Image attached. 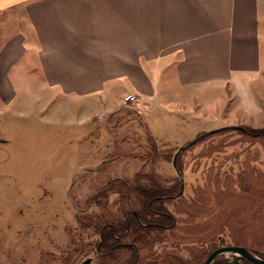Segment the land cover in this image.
<instances>
[{
    "label": "rangeland",
    "instance_id": "obj_1",
    "mask_svg": "<svg viewBox=\"0 0 264 264\" xmlns=\"http://www.w3.org/2000/svg\"><path fill=\"white\" fill-rule=\"evenodd\" d=\"M233 108L180 116L163 141L131 131L123 99L106 126L0 116V264H203L220 246L264 257V113Z\"/></svg>",
    "mask_w": 264,
    "mask_h": 264
},
{
    "label": "crops",
    "instance_id": "obj_2",
    "mask_svg": "<svg viewBox=\"0 0 264 264\" xmlns=\"http://www.w3.org/2000/svg\"><path fill=\"white\" fill-rule=\"evenodd\" d=\"M129 93L158 141L180 116L263 114L264 0H0V116L106 126Z\"/></svg>",
    "mask_w": 264,
    "mask_h": 264
},
{
    "label": "water",
    "instance_id": "obj_3",
    "mask_svg": "<svg viewBox=\"0 0 264 264\" xmlns=\"http://www.w3.org/2000/svg\"><path fill=\"white\" fill-rule=\"evenodd\" d=\"M221 130V129H219ZM219 130H213V131H209L206 133H203L202 135L198 136L196 139H194L193 141H191L190 143H188L187 145L183 146L181 148L180 151L194 145L195 143H197L198 141H200L202 138L213 134L215 132H218ZM176 155L173 158V164L175 161ZM223 252H231L233 253V255L237 256L236 260L234 261L233 264H238L237 260L238 258H241L243 260H248L249 262H251L252 264H264V260L258 259L256 258L254 255H252L248 250H246L243 247H238V246H224V247H219L218 249H216L215 251H213L205 260L204 264H210V262L212 261V259H214L216 256L222 254Z\"/></svg>",
    "mask_w": 264,
    "mask_h": 264
},
{
    "label": "flooded vegetation",
    "instance_id": "obj_4",
    "mask_svg": "<svg viewBox=\"0 0 264 264\" xmlns=\"http://www.w3.org/2000/svg\"><path fill=\"white\" fill-rule=\"evenodd\" d=\"M220 247H224V246H220ZM228 247V246H227ZM238 247H242V246H238ZM219 248V247H218ZM217 248V249H218ZM243 248H245V247H243ZM246 249V248H245ZM216 250V249H215ZM215 250H213V251H215ZM246 250H248L252 255H254L256 258H258V259H261V260H264V257H260V256H257V253H255L253 250H251V249H246ZM212 251V252H213ZM211 252V253H212ZM210 253V254H211ZM226 253H231V252H223L222 254H220V255H218V256H216L214 259H212V261L210 262V264H233L234 263V261L236 260V257L237 256H235V255H233V253H232V256L233 257H227L225 254ZM209 254V255H210ZM208 255V256H209ZM207 256V257H208ZM207 257H206V259H207ZM205 259V260H206ZM205 262V261H204ZM237 262H238V264H252L251 262H249L248 260H243V259H241V258H238V260H237ZM204 264V263H203Z\"/></svg>",
    "mask_w": 264,
    "mask_h": 264
},
{
    "label": "built area",
    "instance_id": "obj_5",
    "mask_svg": "<svg viewBox=\"0 0 264 264\" xmlns=\"http://www.w3.org/2000/svg\"><path fill=\"white\" fill-rule=\"evenodd\" d=\"M138 99L139 98L135 94H132V93L126 94L123 97V100L126 103H136L138 101Z\"/></svg>",
    "mask_w": 264,
    "mask_h": 264
},
{
    "label": "trees",
    "instance_id": "obj_6",
    "mask_svg": "<svg viewBox=\"0 0 264 264\" xmlns=\"http://www.w3.org/2000/svg\"><path fill=\"white\" fill-rule=\"evenodd\" d=\"M143 195H146V196H151L152 198L151 199H158L160 197H163L162 195L161 196H157L155 193L153 192H146V191H142Z\"/></svg>",
    "mask_w": 264,
    "mask_h": 264
}]
</instances>
